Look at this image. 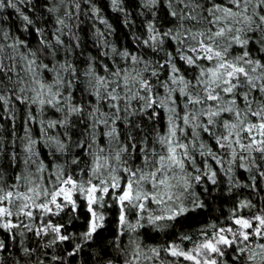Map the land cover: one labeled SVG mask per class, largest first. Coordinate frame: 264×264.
Listing matches in <instances>:
<instances>
[{"label":"clouds","instance_id":"obj_1","mask_svg":"<svg viewBox=\"0 0 264 264\" xmlns=\"http://www.w3.org/2000/svg\"><path fill=\"white\" fill-rule=\"evenodd\" d=\"M108 7L118 16L109 17L98 0H0V207L6 209L0 229L12 238L7 253L0 238V264H67L57 225L73 243L68 255H77L78 264H185L168 255L173 245L193 255L199 247L200 264H264V225L257 219H264V151L257 150L264 148V0H108ZM8 9L25 36L36 31L38 42L30 46L16 34ZM118 24L135 50L123 42ZM209 69L216 73L212 79ZM209 95L217 99L210 102ZM249 136L256 145L249 147ZM169 139L183 162L158 172L167 177L165 189L153 185L152 172L167 156ZM136 169L138 180L144 176L134 185L144 208L125 205L119 235L106 240L116 224V197L113 191L108 199L103 189L122 184ZM68 177L77 185L76 208L60 201L57 209L52 193ZM91 185L98 190L97 234L69 233L76 221L89 220L79 201L86 202ZM41 204L51 207L54 219L38 210ZM236 219L255 225L247 241ZM257 228L259 236L253 235ZM153 233L160 234L157 246L144 242L155 239ZM220 235L231 246L217 245L215 254L202 247ZM89 243L90 261L81 255Z\"/></svg>","mask_w":264,"mask_h":264},{"label":"snow or ice","instance_id":"obj_2","mask_svg":"<svg viewBox=\"0 0 264 264\" xmlns=\"http://www.w3.org/2000/svg\"><path fill=\"white\" fill-rule=\"evenodd\" d=\"M208 51H211V49L209 48ZM207 59L211 60L212 57L208 56ZM233 72H243V69H238V68H235L233 66ZM215 75H216V73L213 72V70L209 69V77L208 78L212 79V77ZM227 75L229 77V80L225 81L226 84L230 82V79L232 78V73L230 72ZM0 78H2V76H0ZM225 91L230 92L231 89H226ZM113 99H115V98L113 97ZM216 99H217V97H215V96H212V95L208 96V100L210 102H212ZM212 115H215V113H212ZM255 115L256 114L253 113V119H255ZM254 127H255V125L245 129V131L248 133H251ZM259 136L264 138V122H261L259 124ZM225 139H227V137H225ZM249 139L251 140V144L249 145V147L257 144V140L254 137L249 136ZM259 143L261 145H264V139H261L259 141ZM168 144L170 145V147L168 149L167 156H161L159 158V161H157V168L155 170H153V172H152V183H153V185H156L157 183H159V185L163 186L165 189L170 187L167 184V177L158 175V172L160 170L164 169L169 164L172 166H176V165L182 164V162H183V158L177 156L176 146H172V142L170 139L168 140ZM180 147L183 148V146H180ZM257 150L258 151H264V148H258ZM99 167H100V165L97 162L96 168L99 169ZM137 171H139V169H136L130 175H125L122 184L118 185L117 183L114 182L112 184L111 189H109L107 187H105L103 189V193H106L108 195H112L113 191H115L116 204L119 206V222H120V224H123L125 222V214H126L125 213V205H130L135 201L138 204L139 210L142 211L144 208V204L140 199V197H141L140 192L138 190H134V185L138 184L140 180L144 179L143 175H141L139 177V180L137 179V177H136ZM76 187H77V185H76L75 180H73L71 177H68L66 180L63 181L60 188L57 191H55L54 193H52L51 204L54 205L57 209H60V207H61L60 201H63L65 203L72 205L73 210H75L76 203H75V200L73 198V190ZM81 191L83 192L84 190L81 189ZM97 192H98V190H97L95 185L89 186L86 190L85 200L87 202V211L90 214V219L88 221L87 230L85 232V236H88V237H91V236L97 234V227H98L97 223H96L97 216H96V212L94 211V207H93L94 202L96 200ZM11 195H12L11 193L8 194L9 199L11 198ZM169 195H170V193H169ZM145 198H147V197H145ZM25 199H29V197H25ZM153 199H155V197H153ZM38 210L43 211V212H48L49 216H51V214H52L51 207H49L46 204L39 205ZM5 213H6V209L4 207H0V216L5 215ZM9 215H10V213H9ZM27 215L29 217H31L32 212H28ZM101 219H102V217H101ZM257 219L260 221L261 225H264V219H261L259 217H257ZM233 223L235 225L240 226L243 229V231L240 233V235L243 238V240L247 241L249 239L248 233L251 231V229L253 227H255V225H250L247 220H243V219H236L233 221ZM7 227H13V225L8 224ZM48 228H53V225L48 224ZM53 230L56 233V239L58 241H61V242L68 241L67 235L65 233H63L60 226H58V225L55 226L53 228ZM40 231H46V230L41 228ZM259 234H260V229L257 228L256 232L253 235L259 236ZM231 244H232L231 240H229L227 237H225L223 235H220L215 243L212 240H208L202 245V247L206 248L209 251V253L215 254L218 251L217 245L231 246ZM152 251L155 254L157 250L152 249ZM168 255L171 257L179 256L183 259V261L189 262V264H200L199 260L197 259V256L199 255V247L197 249L196 255H193L190 252L179 250V248L174 246V245L169 246ZM205 264H209V262L205 261ZM211 264H215V261H212Z\"/></svg>","mask_w":264,"mask_h":264},{"label":"trees","instance_id":"obj_3","mask_svg":"<svg viewBox=\"0 0 264 264\" xmlns=\"http://www.w3.org/2000/svg\"><path fill=\"white\" fill-rule=\"evenodd\" d=\"M36 2L40 3V0H36ZM43 2L45 4H47L48 0H43ZM98 2L101 4L102 7H104V9H105L106 13L109 15V17L118 16V14H115V13L111 12L110 7H108V0H98ZM218 2H222V0H218ZM21 7H23V6H21ZM85 7H87V6H85ZM23 10L26 13H28L29 15H32V13L29 12L28 8L24 7ZM7 15H8V19L11 21L12 25L15 27L16 34L19 35L21 39L30 40V46L32 44H35L36 42H38L39 38H38L37 33H36V31L34 29H31V28L29 29V31L31 32V36L30 37L25 36V34L20 30L19 18L17 17V14L15 13L14 10L8 9L7 10ZM49 19H51V17ZM118 26L120 27L121 31L125 32V36H124V41L123 42L126 43L129 48H132L133 50H135V46L132 44L131 40L127 37L126 30L123 29V25L122 24H118ZM87 27H90V24ZM87 27L82 25V29L85 32L87 31ZM170 44H171V42H170ZM0 76H3V73H0ZM50 78L51 77H50V74H49V79ZM16 104L18 106H20L21 109L23 108V106L20 105L19 101H16ZM33 111H34V109H33ZM49 111H50L51 115H53V116L56 115V113L54 111H52V110H49ZM158 111H160V110H158ZM0 112H3V105H0ZM149 115H151V110H149ZM160 116H161V128L163 129L164 128V119H163V112L162 111L160 112ZM2 123H5V119H4V117L0 116V124H2ZM7 128L9 129V131L7 132L8 138L11 139V136H12V132H11L12 121L11 120L7 121ZM17 128L19 129L20 133L23 132V121L22 120L17 125ZM33 130H34L35 134L37 136H39V125L38 124L33 125ZM205 135H207V134H205ZM101 143H103V139H101ZM213 147H215L214 142H213ZM17 150H19V149H17ZM41 153H42L44 159L47 161L49 159V157H48V153H47L46 149H44L43 145H41ZM136 163L137 164L141 163V157L139 155V148H137ZM17 170H18V168H17ZM241 175H242V178L245 176V174L243 172L241 173ZM201 191H202V189H201ZM262 191H264V189H262ZM111 198H112V195H109L108 199H111ZM77 199H79V197H77ZM79 202L81 204V210L90 219V214L87 213V210H86V202L83 201V200H80ZM113 208H115V212H116V215L113 217V219L116 220V224L111 225V232L110 233H105L103 238L106 239V240L114 239L116 235H119V232H118L119 206L115 203V204H113ZM111 210L112 209H109V211H111ZM49 219H54V218L50 216ZM81 220H83V217H81ZM88 221H84L83 226H80V221H76L71 227H68V232L69 233L70 232H76L78 234L81 231H86L87 230V226H88ZM100 231H103V230H100ZM142 231H147V230L145 229V230H142ZM65 234H67V233H65ZM150 236H155V239L145 238L144 242L146 244H151L153 246H157L160 243V234L159 233H153V234H150ZM0 238H3L5 240V242H6V244L8 245V248H6L4 250L5 253H7L9 251V249L11 248L12 238L9 235V233L3 231L2 229H0ZM121 239L124 241V243H127V235L126 234L124 236H122ZM58 247H60V249H61L60 250V254L67 258V264H78L79 257L77 255H75V254H73L71 256L68 255V253H72L73 252V248H74V245H73V243L71 241H65V242H63L62 246L58 245ZM17 250H18V245H17ZM47 251H48V253L50 255L51 254V250L49 249ZM105 251H106L107 255H111L112 254V249L111 248H107ZM81 255L83 257H86L88 261H90L92 259L93 250H92V246H91L90 243L83 246ZM46 259H47V257H46ZM229 259H231V257H229ZM185 264H187V262H185ZM233 264H234V262H233Z\"/></svg>","mask_w":264,"mask_h":264}]
</instances>
